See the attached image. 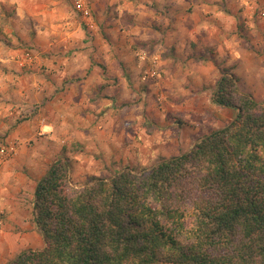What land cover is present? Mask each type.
Segmentation results:
<instances>
[{
  "label": "rangeland",
  "instance_id": "374dc122",
  "mask_svg": "<svg viewBox=\"0 0 264 264\" xmlns=\"http://www.w3.org/2000/svg\"><path fill=\"white\" fill-rule=\"evenodd\" d=\"M189 1L191 7L196 6L193 0H164L162 4H156V0H143L144 6L140 8L143 28H149V35L158 33L160 39L136 42L132 38L131 52L135 56L136 72L131 71L132 75L119 78L117 71L122 72V65L116 59L114 67L104 70V73L112 71L115 76L101 75L102 82L90 81V77L85 76L81 62L72 58L82 48L63 42L61 32L53 35L55 38L60 35L56 39L66 45L59 46L55 40L43 36L37 43L36 36L44 35L43 24L45 27L53 24L43 23L47 18L39 20L21 14L18 16L21 22L12 27L10 16H0V155L14 146L15 153L7 157L6 162L16 158L21 145L18 137H28L26 146L29 149L38 146L41 151L48 141H52L53 148L59 149L54 151L55 155H63L69 162V186L78 189L92 181L94 176L110 179L127 166L149 170L162 159L188 152L204 135L229 125L237 114L236 110L212 101L221 77L219 66L237 76L241 93L264 102V0H204L202 7H194V11L191 8L188 14H183L182 9L188 8ZM76 13L72 17L73 23L83 26L86 31L84 17L77 10ZM170 16L176 21L175 28L179 21L190 26L203 24L204 27L194 45L179 47L182 53L188 54L181 56L182 61L173 63L177 66L172 71L173 76L168 75V67L163 64V58L174 52L164 40L173 23ZM54 17L56 21L62 20L60 15ZM54 17L50 15L51 20ZM123 22L127 24L128 20ZM72 25L64 31L74 30ZM190 47L191 51L186 50ZM58 50L63 53L62 57L66 56V61L49 63L59 54ZM207 64L213 65L208 68ZM62 71H66V77L60 74L64 73ZM71 73L74 77H67ZM56 79L67 81L62 85L68 86L67 91L62 87L64 91L60 93L56 90L58 86L56 88L53 82L49 84L48 81ZM43 84L55 87L53 92L51 90L50 94H41L38 100L30 101L31 87H36L37 92L43 90ZM105 102L109 103L107 107L110 106L107 110H104L105 104L101 106ZM76 104L82 106L85 115L87 111L91 112L82 127V122L75 123L77 120L73 116L72 107ZM91 106H94L93 110L89 108ZM54 111L74 125V137L45 139L48 132L43 128L47 116H54ZM32 117L37 118L36 127L29 124ZM56 125L58 131L71 128L59 121ZM95 128L100 131L108 128L106 137L97 136ZM110 131H113L112 136ZM65 143L66 151L61 148ZM53 160L55 157L52 156L39 159V174L47 171ZM30 208L34 209L33 204ZM4 218L0 211L2 222ZM13 251L0 250V264H11L19 255Z\"/></svg>",
  "mask_w": 264,
  "mask_h": 264
},
{
  "label": "trees",
  "instance_id": "16d2710c",
  "mask_svg": "<svg viewBox=\"0 0 264 264\" xmlns=\"http://www.w3.org/2000/svg\"><path fill=\"white\" fill-rule=\"evenodd\" d=\"M219 71L212 101L236 110L229 125L149 170L78 189L59 157L35 191L46 247L11 264H264V102Z\"/></svg>",
  "mask_w": 264,
  "mask_h": 264
},
{
  "label": "crops",
  "instance_id": "0c3cea01",
  "mask_svg": "<svg viewBox=\"0 0 264 264\" xmlns=\"http://www.w3.org/2000/svg\"><path fill=\"white\" fill-rule=\"evenodd\" d=\"M156 2V4H162L164 0H156ZM193 3L196 4L194 7L199 9L200 5L201 7L204 5V0H193ZM191 4L192 2H187L186 5H188V8L186 10L182 9L183 14L185 12L188 14V10L191 11V8H193L192 11L195 10L194 7H191ZM90 6L91 15L88 18H84L85 21L83 20L86 25V31H84L83 26H77V24L72 21L73 14H77L73 0H3V3L2 0H0V16H10L9 21H11L12 27L13 24L21 22V18L19 20L18 17L21 14H28L32 18L39 20L40 18H47L43 23L52 22L53 24L48 27H45L43 24V27L45 28L44 35L39 34L36 36L38 38L36 39L37 43L40 42L41 38L45 37L48 40H55L56 44L59 46L68 43L69 46L75 44L74 46L82 48L80 49V52L72 56V58L78 59L81 62L85 76L90 77V81L94 79L95 82H100V80L102 82L103 79L101 78V75H105L106 77L115 76L112 71L110 73H104V70L106 67L108 70L109 68L114 67L116 59H118L119 65H122L120 68L122 72L120 73V71H117L119 78H125L128 75H132L134 71L136 72L134 67L136 60L134 53L131 52L130 40L133 38V41L145 42V40H149L150 38L159 40L161 36L158 33L149 35L147 30L149 28L147 26L146 30L143 28L145 24L141 21L143 17L141 13L142 10L140 9L144 6L143 0H90ZM55 14L60 15L62 20L56 21L54 17ZM171 14L173 15V13ZM50 15H53L54 17L52 20L50 19ZM124 19L128 20L127 24H124ZM170 19H172L173 23L170 26L171 29L166 33L164 40L166 44L168 43L171 48L174 49V52L172 54L168 53L165 58H163V64H166L168 67V75L173 76L172 71L177 68L173 63L182 61L180 60L181 56L188 54L182 53L179 47L187 44H190V46L192 44L194 45V41L197 40V38H200L198 34L202 32V28L204 27L203 24L197 25L195 23L192 25L194 28H192L189 24L181 22L178 19L179 22L175 28L176 21L173 17ZM62 24L64 26L63 28H60L59 26ZM70 24H73L72 27H74V30L64 31V29L69 27ZM69 28H71V26ZM54 32H61V38H63V42L66 43L63 44V42L56 39L60 38V35L55 38L53 35ZM218 35L219 33H216V36ZM77 36H80V39H77ZM70 38L72 39V43ZM48 44L49 42L46 43V45ZM186 50L191 51L192 49L190 47ZM217 51L219 50L217 49ZM58 52L59 54L53 57L51 59L52 61H48L49 63L66 61V56L64 58L62 57L63 53H61V55L60 50H58ZM68 52L69 51H67V53ZM92 52L94 53L92 54ZM207 65L208 68H210L213 64ZM62 72L64 73L60 74H66V71ZM62 75L58 77L61 78ZM81 76L84 78V75ZM67 77L73 78L74 73H71V75ZM215 79H217L216 76ZM48 82L49 84L54 83L55 87L58 86L59 89L56 90L62 93V91H64L61 89L64 87L62 85L67 81L56 79ZM35 88L36 87H31L30 101L38 100L40 98L39 95L50 94V91L52 90L53 92L54 89L49 85L46 86V84L45 86L43 84L41 87L43 90L41 91L35 92ZM67 88L68 86L65 85V91H67ZM34 93L39 94L35 95ZM67 104L68 103H66V105ZM103 104L106 105L104 110H107V108L110 107H107L109 105L108 102L102 103L101 106H104ZM93 107L94 106H91L89 108L93 110ZM72 108L74 119L75 121L77 120L75 123L82 122V125H80L82 127L83 122L86 124L87 119L91 116V112L87 111L88 113L85 115L82 106L77 104ZM113 108L114 107L112 106V109ZM97 109L100 111L99 107H97ZM53 113L54 116L53 114L52 116L48 114V121L43 128L45 130L44 132H48V137H45V139L47 140L49 137L57 136L74 137V125L70 124L67 118L62 114H59L58 111H54ZM88 114L90 115L88 116ZM109 114L111 113H108V115ZM61 117H63V119ZM32 119L33 120H31V118L29 119V124L36 127L35 120L37 118L32 117ZM57 121L66 126H71V128H66L65 131H58V129H56ZM95 129L98 131L96 133L97 136L106 137L108 128H104V131H100L98 128ZM112 132L113 131H110L111 136ZM77 134L78 132L75 130V135ZM80 134L82 135V131ZM18 138H20L21 141L18 156L8 162L5 161L6 163L4 162L5 164L3 163L4 165L2 164L0 169V211L4 213L5 216L4 222L1 221L3 225L0 228V250L7 253H9V250H14L13 252L15 254H20L27 249L36 250V248H45L46 241L41 229L35 222L34 209L30 208V206H32V204L34 206L35 204V191L38 181L49 171L51 165L59 157H64L63 155H55L54 151L59 149L53 148L54 142L52 141H48L49 144L45 145L44 149L41 151L38 146H32L30 149L26 146L28 137ZM32 138L33 137H29V139ZM61 148L66 151V143L61 145ZM49 156L55 157V160H53V163H51L47 171L39 174L41 167L38 166L37 161L42 158L46 159Z\"/></svg>",
  "mask_w": 264,
  "mask_h": 264
},
{
  "label": "built area",
  "instance_id": "2783aa9c",
  "mask_svg": "<svg viewBox=\"0 0 264 264\" xmlns=\"http://www.w3.org/2000/svg\"><path fill=\"white\" fill-rule=\"evenodd\" d=\"M73 4L75 9L78 13H80L84 18H88L91 15V6H90V0H73ZM13 146V145H12ZM15 153V147H11L9 151L3 152L2 155H0V169L1 165L8 160L7 157L11 156ZM0 220V225H1Z\"/></svg>",
  "mask_w": 264,
  "mask_h": 264
}]
</instances>
